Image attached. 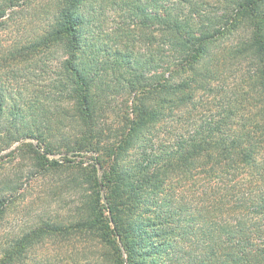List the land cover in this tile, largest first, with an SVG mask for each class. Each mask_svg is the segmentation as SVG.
<instances>
[{
	"label": "trees",
	"instance_id": "trees-1",
	"mask_svg": "<svg viewBox=\"0 0 264 264\" xmlns=\"http://www.w3.org/2000/svg\"><path fill=\"white\" fill-rule=\"evenodd\" d=\"M115 13L123 22L110 30ZM1 33L0 152L19 144L16 156L27 151L44 175L59 169L46 154L63 114L77 131L66 151L98 158L66 183L81 194L75 216L8 238L0 264L78 233L103 241L115 264H152L166 249L150 239L174 235L164 226L176 213L189 216L191 264H264V0H0ZM123 94L131 105L115 106ZM189 180L211 209L178 196L171 182ZM20 186L0 182V225Z\"/></svg>",
	"mask_w": 264,
	"mask_h": 264
},
{
	"label": "rangeland",
	"instance_id": "rangeland-1",
	"mask_svg": "<svg viewBox=\"0 0 264 264\" xmlns=\"http://www.w3.org/2000/svg\"><path fill=\"white\" fill-rule=\"evenodd\" d=\"M213 6L215 9L218 8L216 1H214ZM108 21L107 27L111 30L120 26L123 19H121L118 13H115L109 14ZM126 23L129 25L127 30L137 25L129 21ZM121 27L127 26L123 25ZM138 27L137 32L143 30L140 26ZM144 29L148 32L152 29L156 30L154 27ZM0 37L1 39L4 38L2 33ZM137 49L144 53L147 47L143 43H139L137 44ZM55 64H59V60L55 61ZM9 75V71L0 69L1 77L9 78ZM39 82L40 86H43L44 83H41L40 80ZM124 100L126 101L125 105H131L132 97L128 96V94H123L115 97V106H120L121 104L123 106ZM216 104L218 102L214 99L208 102L206 114L209 115L216 112ZM118 116L119 113L118 115L117 113H109L107 123L114 122L118 124ZM60 120L63 122L62 127H60L61 133L53 140L54 146L58 148L53 154H46L48 160L62 166L59 169H50L49 173L44 175L41 169L37 170L36 167L34 168L33 161L26 156L30 155L27 151L24 153V159L21 157L22 155L20 157L16 156L17 150H14L19 148L17 147L19 144H15L11 148L0 152V182L3 179H7V181L18 180L21 185L19 191L13 197L14 202L6 210L5 220L0 225V246L8 238L36 229L42 222L50 219L55 221L72 219L81 204L82 198L80 192L70 190L66 187V183L81 163L84 166L95 163L98 156L85 153L77 156L66 151L67 149L64 146L68 140L64 136H72L77 131L73 120L67 118L66 115L61 114ZM188 122L189 120H186V123ZM183 125V123L178 124V127H183ZM19 143L36 145L35 141L27 138ZM41 153H45L43 149H41ZM91 156H93V160ZM98 167L101 176L103 170L102 168L100 169V165ZM6 172L10 174L7 175ZM187 181H177L175 182L176 185L173 181L171 182L174 184L178 196L185 197L186 202L193 206L192 208L197 210V212L207 210V208L211 209L212 205L208 207L205 196H200L199 182H195L194 184L192 180L186 183ZM102 194L103 196L105 195L104 190ZM171 210L174 211V209ZM174 212L176 213V211ZM187 217H189L187 213H184L183 216L176 213L170 224H165L164 226L168 230H173L175 232L174 235H168L156 241L152 238L150 239L151 243L162 244V248L166 249L161 256L156 255L150 259L152 264H157V262H165L166 264L192 263L197 252L193 244L192 235H186L185 221ZM156 229H162V226L160 225ZM70 238L41 240L40 243L32 247L26 264H115L113 250L110 251V248L100 239L85 233H78ZM124 257L126 258L125 254Z\"/></svg>",
	"mask_w": 264,
	"mask_h": 264
}]
</instances>
